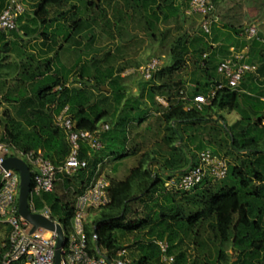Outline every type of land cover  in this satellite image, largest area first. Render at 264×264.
<instances>
[{"label": "trees", "instance_id": "1", "mask_svg": "<svg viewBox=\"0 0 264 264\" xmlns=\"http://www.w3.org/2000/svg\"><path fill=\"white\" fill-rule=\"evenodd\" d=\"M63 1L38 0L34 4L32 13L28 14L25 11L18 17L17 29L0 30V55L2 54L0 71L3 58L8 57L11 46L20 36L17 32L18 28L26 37L38 36L41 46L39 52L46 54L38 60L36 73H30L29 63H19L20 73L35 79L33 87L35 85L36 87L30 94L20 99H13V102L18 103L16 117L5 118L0 140L11 141L25 151L40 149L45 158L55 165H60L70 150L66 133L55 121L56 115L64 107H68V113L78 129L95 131L103 121L105 123L109 119L111 128L101 133L100 150H91L85 143L81 144L79 158L86 160L87 166L78 169L72 175L58 173L53 190L43 193L35 200L36 207H40L43 203L47 204L53 217L62 225L65 233H68L71 230L77 197L84 192L98 170L101 172L100 168L107 158L118 160L130 154L126 147L127 125L135 123L136 116H138L137 120H140L146 111L139 109L137 104L135 106L132 104L129 110L137 108L138 113L133 117L127 116L125 107L129 103L128 99L123 103L125 89L120 76L124 67L116 69L108 66L102 69L99 66V58L98 66L91 65L86 73L76 71L70 79L68 76H55L49 83L38 82L37 77L41 79L50 68L51 59L48 54L51 50L62 49L77 36L82 27V17L77 15L76 7L72 5L65 8ZM129 1L133 7L143 12L149 27L177 14H183L182 3L174 5L168 0ZM85 2V12L94 9L102 12L95 0H85ZM6 3L7 0H0V13ZM67 14H72V18H65ZM52 21H56L55 27L50 26L53 25ZM217 21H219L218 17ZM37 24L45 26V29L38 32L35 28ZM223 26L225 31L212 25L209 35L203 31L199 23L198 32L186 34L174 41L169 51L170 63L166 67L160 66L150 79H144L146 85L141 88L142 96L147 95L151 104L155 103L156 95H161L168 101L161 112V118L165 122L164 145L168 148L167 154L157 162L160 171L154 172L147 160L139 159L137 165L130 169L123 180L109 182V203L98 209H89L87 216L90 217L87 221L85 219L84 231L90 254L94 256L102 254L113 258L116 252L128 243L132 233L138 234L151 226H157L162 233L159 234V238H163L164 231L175 228L173 226L178 228L185 223L186 228L193 231L199 222L213 218L215 235L221 243L226 242L231 234L240 264L246 261L264 263V124H262L264 101L261 100L264 94L262 88L264 87V45L261 39L264 37L257 33L256 36L247 39L245 33L241 31L242 27L237 28L239 32L232 25ZM231 47L236 51L245 48L246 62L256 64V72L246 73L236 89L227 87L219 89L213 99L201 110L187 109L186 103H189L194 95L206 94L212 84L220 80L224 81L222 77L216 78L209 72L212 69L217 72L218 64L229 55ZM92 60L94 61L95 58L92 57ZM189 61L193 67L189 78L191 82L178 76ZM173 75L178 76L177 81L172 78ZM186 85L190 86L189 92L185 89ZM103 87L108 88L109 92L104 91ZM242 89H247L249 93L243 92ZM180 91H184L187 95L186 102L180 98ZM108 101L112 109H109ZM122 103L123 105L119 107ZM217 108H225L229 112L237 111L240 115L231 126H227L230 136L228 131L221 128L223 134L229 138V147L238 154H245L241 165L228 164L227 175L230 174L237 179L238 187L219 185L226 175L215 182L207 180L201 182L191 190H194V193L165 190L166 174L175 175L183 171L184 169L181 168L188 161L191 164L187 167L197 163L198 154L194 158L185 144L178 143L183 137L181 125L184 126L186 137L192 142L194 137L190 131L197 126L196 124L207 122L209 118L215 120L212 115H214L213 110ZM120 109L125 110L123 117L117 114ZM22 126H25L26 130L23 131ZM232 129L237 131L233 133ZM236 135L239 139L235 137ZM203 139L202 137L196 145L199 152L207 149V146L215 147V142L210 137L206 143ZM212 151L220 155L218 148L215 147ZM98 152L100 155L96 154ZM250 157L253 159L252 163L256 165L249 162ZM260 167H263V170H260ZM135 203L142 205L144 209L142 217L138 215L137 218L129 220L127 216L130 213L138 214L136 210L132 211L131 205ZM90 211L94 213L90 215ZM159 240L168 243L166 239ZM139 241L133 242L132 245L137 246L143 242L141 239ZM171 249L172 246H169L168 253L173 255ZM173 256V264H182L184 261L181 255ZM259 257L261 260L258 259ZM158 260L157 257L149 262L146 256L139 255L132 264H164Z\"/></svg>", "mask_w": 264, "mask_h": 264}, {"label": "rangeland", "instance_id": "2", "mask_svg": "<svg viewBox=\"0 0 264 264\" xmlns=\"http://www.w3.org/2000/svg\"><path fill=\"white\" fill-rule=\"evenodd\" d=\"M37 1L21 0L26 13H32L34 4ZM168 1H171L174 5L182 3L183 14H177L168 20L160 21L149 27L146 24V17L143 12L133 7L129 0H97L102 12L95 9L85 12V0H64L65 8L72 5L76 7L77 15L82 17V27L77 36L66 43L62 49L57 50L55 48L51 50L48 54L51 59L50 68L41 79H39V76L37 77L40 84L51 82L55 76H68V79H70L76 71L86 73L91 65L98 66V58L99 66L102 69L108 66H113L116 69L124 67L120 76L125 89L123 103L126 99L129 103L125 107L126 114L128 117H133L138 113L137 108L129 110L132 104L134 106L137 104L138 108L145 110L146 113L142 115L140 120H137L138 116H136V122L127 125L128 140L126 147L130 154L123 158L120 163H113L116 160H112L111 163L105 162L100 168L109 182L124 179L131 167L137 165L139 159L147 160L152 165L154 172L160 171L157 162L167 154L168 148L164 145L165 122L161 118L163 106L159 105L155 99V103L151 104L147 95L142 96L141 88L146 83L140 73V68L151 58L160 59L161 67H166L170 63L169 51L174 41L186 34L198 32L201 20V15L189 13L188 0ZM214 4L215 15L219 20L214 23L216 28L225 31L223 25H232L235 29L242 27L241 31L243 33L247 27L253 25L257 28L258 33L264 37V0H214ZM51 10L53 11V9ZM65 18H72V14H67ZM55 23L56 21H52L51 24L53 25L50 26L55 27ZM35 28L40 32L45 29V26L37 24ZM237 31L240 32L239 29ZM17 32L21 37L19 36L16 38V42L14 41L15 44L11 46L10 55L6 59L3 58V66L0 71V133L5 118L7 116L16 117L15 111L18 103L13 102V99H20L22 96L30 94L36 87V85L33 87L35 79L25 77L20 73L19 63H29L30 73H36L38 60L46 56V54L39 52L41 46L38 36L26 37L22 34L20 28ZM92 57L95 58L94 61H91ZM192 71V63L189 61L178 76L191 82L189 78ZM209 74L221 78L215 69L210 70ZM178 76L173 75L172 78L177 81ZM68 82L71 83V81ZM185 89L189 92L190 86L186 85ZM104 91L109 92L106 89ZM110 101L107 102V105L109 109H112ZM240 107H242V104H240ZM125 110L120 109L117 113L118 116L123 117ZM213 113L212 117L215 120L209 118L207 122L196 124L197 126H194V129L190 131L194 137L192 142L186 137L184 126L181 125L183 137L178 143L185 144L190 154L194 155L195 158L199 152L196 145L202 137L204 143L210 137L215 142L214 146L219 149V154L226 159L229 165H241L242 160L245 159V154H238L233 151L228 144L229 138L221 130L222 128L228 131L227 126H231L229 121H236L240 115L237 111L229 112L225 108L214 109ZM106 122L109 123V119ZM22 130H26V127L22 126ZM234 131L236 132L237 129H232L233 133ZM228 134L230 136L229 131ZM235 137L239 139L238 135ZM207 147L215 150V147ZM96 154L100 155V152ZM250 161L252 163V157H250ZM189 164L191 162H186L181 169H185ZM259 169L263 170V167ZM224 184L238 187L237 179L231 177L230 174L219 182V185ZM191 192L194 193V190ZM131 207L132 211L136 210L138 214L130 213L127 216L129 220L137 218L138 215L142 217L144 211L142 205L135 203ZM89 213L91 215L94 211ZM89 217L87 216L86 221ZM173 227L175 228L164 231L163 238H159L161 232L157 226H151L138 234L132 233L128 238V243L123 246L127 249V258L132 263L139 255H144L149 262L151 259L154 260L158 257V262L162 263V255L156 242L159 239H166L169 246H172V254L175 256L181 255L183 258L182 264H240L237 259V249L232 244L231 234L226 242L221 243L215 235L213 218L199 222L193 231L188 230L185 223L184 226ZM140 239L143 240L142 243L137 246L132 245L133 242H140ZM258 259L261 260L260 257ZM253 262L246 261L244 264H264L263 262Z\"/></svg>", "mask_w": 264, "mask_h": 264}, {"label": "built area", "instance_id": "3", "mask_svg": "<svg viewBox=\"0 0 264 264\" xmlns=\"http://www.w3.org/2000/svg\"><path fill=\"white\" fill-rule=\"evenodd\" d=\"M21 0H7L6 6L0 13V30L17 29V19L25 12ZM213 0H189V13L202 15L200 27L207 34H211L212 25L217 22L214 15ZM247 39L257 35V28L253 25L244 31ZM264 45V39H261ZM246 49L236 51L231 49L229 55L223 58L217 67V72L224 81L212 84L206 94L194 95L187 109L201 110L215 96L219 89L227 87L236 89L246 73H255L256 64L246 62ZM161 66L158 58L149 59L141 68L143 79L148 80ZM68 85V83L66 84ZM180 98L188 100L184 91H180ZM158 104L166 107L167 99L156 95ZM56 124L66 133L70 150L60 165L53 164L44 157L42 150H22L11 141L0 140V264H54V250L56 234L44 228H36L31 232L32 224L18 212L19 175L12 168L5 169L2 165L7 157H18L28 166L31 174V188L28 196V207L32 213H39L43 217L58 222L52 215L50 207L43 203L36 207L35 198L53 190L54 181L58 173L74 174L78 169L87 166V161L80 159L81 144L85 143L91 150H100L102 142L100 135L110 129V124L102 123L98 130L90 131L76 128L75 121L64 107L56 115ZM228 163L226 159L215 154L210 149L201 150L197 156V163L183 171L171 175L166 174L165 190L191 191L201 182L207 180L215 182L227 175ZM109 181L102 172L96 173L84 192L75 201L74 214L71 220V230L64 231V246L61 250V264H132L127 258V249L120 248L113 258L106 255L94 256L87 249L84 231L85 219L89 209H98L109 203ZM50 232L44 236V232ZM157 245L162 255V263L173 264L174 256L168 254L169 245L165 240H158Z\"/></svg>", "mask_w": 264, "mask_h": 264}, {"label": "water", "instance_id": "4", "mask_svg": "<svg viewBox=\"0 0 264 264\" xmlns=\"http://www.w3.org/2000/svg\"><path fill=\"white\" fill-rule=\"evenodd\" d=\"M97 3V0H95ZM103 89L109 90L106 87ZM5 169H14L19 175V190H18V212L32 224L31 232L36 228H44L56 234V243L54 250V264H61L62 253L64 246V228L59 222H53L50 219L43 217L39 213H32L28 207V196L31 188V174L27 164L18 157H7L2 163Z\"/></svg>", "mask_w": 264, "mask_h": 264}, {"label": "crops", "instance_id": "5", "mask_svg": "<svg viewBox=\"0 0 264 264\" xmlns=\"http://www.w3.org/2000/svg\"><path fill=\"white\" fill-rule=\"evenodd\" d=\"M230 49H232V47H231ZM9 55H10V54H8V56H9ZM189 85H190V84H189ZM242 91L245 92V93L248 92L247 89H242ZM248 93H249V92H248ZM261 100L264 101V96L261 97ZM263 120H264V119H263ZM263 120H262V124H264V123H263ZM234 122H235V121H233V122H230V121H229L230 125H232ZM227 125H228V124H227ZM140 128H141V126H140ZM142 135H143V133H142ZM123 158H125V157H123ZM123 158H122V159H123ZM122 159H118V160H116V161H113V163H116V162L120 163V161H122ZM112 160H113L112 158H107V159H106V162H110V163H111ZM117 166H119V165H117ZM113 167H114V166H113ZM132 167H134V166H132ZM132 167H131V168H132ZM113 169H115V168H113ZM119 180H123V179H119Z\"/></svg>", "mask_w": 264, "mask_h": 264}, {"label": "bare ground", "instance_id": "6", "mask_svg": "<svg viewBox=\"0 0 264 264\" xmlns=\"http://www.w3.org/2000/svg\"><path fill=\"white\" fill-rule=\"evenodd\" d=\"M43 234H44V236H49L50 235V232L45 231Z\"/></svg>", "mask_w": 264, "mask_h": 264}]
</instances>
